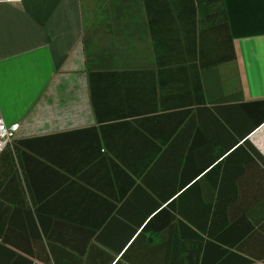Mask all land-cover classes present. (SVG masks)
<instances>
[{"label": "crops", "instance_id": "0c3cea01", "mask_svg": "<svg viewBox=\"0 0 264 264\" xmlns=\"http://www.w3.org/2000/svg\"><path fill=\"white\" fill-rule=\"evenodd\" d=\"M201 1L0 0V264H264V0ZM152 161L184 216L131 248Z\"/></svg>", "mask_w": 264, "mask_h": 264}, {"label": "trees", "instance_id": "16d2710c", "mask_svg": "<svg viewBox=\"0 0 264 264\" xmlns=\"http://www.w3.org/2000/svg\"><path fill=\"white\" fill-rule=\"evenodd\" d=\"M200 3V0H198ZM204 4L209 3H215L218 2L220 5L223 0H202ZM221 13H224V10H221ZM138 166V172H139V183H138V192L144 193L148 197V201L150 200L153 209L148 210L147 216H151V214H156L154 218H160V220H164L162 222V225L159 226L156 225V223H152L151 221L142 228V225H138V231H141L139 235L136 237L134 242L131 244V248L140 246V244L145 243L146 244V236L145 234L147 232H152L153 234H160L162 230L165 228L169 229L170 232L173 231L175 226V220L177 219V215L184 216L181 208L178 207L177 203V193H166L162 189V187L170 186L168 181L164 179V176H162V173L166 170H168V164H165L162 161H152L147 163H139ZM154 177L155 180L154 181ZM143 210V209H142ZM152 212V213H151ZM5 214V215H4ZM9 214V210H2L0 209V238L3 237L4 240H6L7 233H12L10 236L9 241L11 242L16 241V235L17 231L10 228L8 221L6 220L7 216ZM208 215L204 216L205 218ZM145 219V218H144ZM135 231V230H134ZM203 233H206L209 237V233L203 229ZM171 236L173 233H170ZM201 243L199 246L200 256L197 255L195 258H191L190 262L191 264H252L251 261H247L243 258H240L238 255L229 252L225 247L224 243H213L211 241H205L204 237L201 238ZM14 241V242H15ZM143 242V243H142ZM16 243V242H15ZM129 243V242H128ZM128 243H123L124 245ZM151 245L152 243V237L149 238L148 245ZM17 245V244H16ZM122 245L121 247H123ZM19 247H22L20 245H17ZM18 250V247H16ZM24 250L27 256L29 257H41L37 252H34L30 246H26V248H21ZM20 249V250H21ZM39 250V249H38ZM121 250V249H120ZM123 251V249H122ZM40 253L41 249L38 251ZM121 252V251H119ZM129 249L126 251V253L123 255V258L127 259V255L129 254ZM15 253V252H14ZM17 253L14 254L16 256ZM128 260V259H127ZM133 264H136L133 262Z\"/></svg>", "mask_w": 264, "mask_h": 264}, {"label": "built area", "instance_id": "2783aa9c", "mask_svg": "<svg viewBox=\"0 0 264 264\" xmlns=\"http://www.w3.org/2000/svg\"><path fill=\"white\" fill-rule=\"evenodd\" d=\"M18 125H7L0 119V152H2L14 139Z\"/></svg>", "mask_w": 264, "mask_h": 264}, {"label": "bare ground", "instance_id": "6f19581e", "mask_svg": "<svg viewBox=\"0 0 264 264\" xmlns=\"http://www.w3.org/2000/svg\"><path fill=\"white\" fill-rule=\"evenodd\" d=\"M10 126V125H9ZM1 153V152H0Z\"/></svg>", "mask_w": 264, "mask_h": 264}]
</instances>
